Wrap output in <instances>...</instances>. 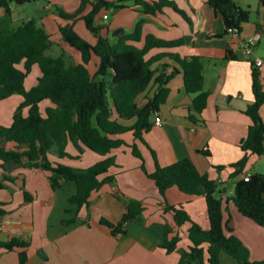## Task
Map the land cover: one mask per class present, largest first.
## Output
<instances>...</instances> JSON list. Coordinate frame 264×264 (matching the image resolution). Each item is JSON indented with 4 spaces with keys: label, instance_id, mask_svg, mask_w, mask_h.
Wrapping results in <instances>:
<instances>
[{
    "label": "trees",
    "instance_id": "trees-1",
    "mask_svg": "<svg viewBox=\"0 0 264 264\" xmlns=\"http://www.w3.org/2000/svg\"><path fill=\"white\" fill-rule=\"evenodd\" d=\"M36 0H0V8L5 14L10 13L12 5H21ZM141 6L146 14L162 12L166 7L172 8L185 19L186 13L177 7L172 0H132ZM214 11L218 12L225 25V33L232 30L239 32L241 25L248 21L250 10L239 6L235 0H207ZM126 0H81V4L72 13L59 10L65 19H81L87 29L96 37L91 44L82 37L72 24L59 26L63 40L79 51L80 63H68L62 54L51 56L46 53L51 45L49 34L34 19L22 22L15 28L0 27V101L13 94L22 97L12 114L10 125L0 124V165L8 171L14 165H26L29 168H40L49 172L48 180L52 190L62 187L64 181L75 185V192L68 202L77 208L90 205V194L104 184H112L114 175L109 174L115 157L110 155L86 168H75L60 161H54L49 153L52 149L58 159L69 156L66 145L70 142L80 153L84 148L103 155L113 149L127 146L134 157L143 161L136 140L142 141V135L151 127V116L156 114L169 94L168 81L177 70L166 74V64L153 68L152 65L167 57L173 60L182 70L183 87L192 95L195 114L200 115L207 105L209 92L203 90V64L199 56H181L177 52L160 51L146 57L151 49H168L179 46L182 39H163L153 34L143 38L142 47L128 41L142 39L144 18L138 20L130 32L116 30L111 41L99 32L101 24L96 16L101 10L125 6ZM87 3L91 10L80 15ZM264 6V0H259ZM95 55L98 58L97 69L91 74L86 64ZM235 56L227 53L226 59ZM33 65H37L40 75L36 84L29 89L24 81ZM252 101L244 109L250 123L246 135L239 141L242 157L231 164L233 168L229 178L235 180L230 199L237 210L264 227V171L253 172L248 180L243 178L250 154L264 153V121L260 109L264 105L263 78L255 61L250 62ZM149 86L152 87L150 89ZM148 90V91H147ZM146 102L137 106L136 97L144 93ZM42 102L45 103L43 109ZM113 115H116L113 117ZM193 119V118H192ZM133 120L132 124L123 121ZM131 132L133 142L128 144L124 135ZM7 143L12 144L8 147ZM208 155V151H204ZM79 156V154L77 155ZM141 169L157 188L163 209L172 214L177 227L188 224L187 237L191 242L188 249H177L179 233L172 234L173 228L162 225V242L160 246L170 253L179 251L177 264H221L220 253L223 252L239 264H264L262 260H251L247 246L232 232L230 218H223V199L218 181L211 179L207 173L200 172L188 157L160 166L148 172L143 163ZM223 169L224 166H217ZM3 180H13L6 173ZM176 186L181 192L205 198L209 226L203 228L194 222L183 205L168 204L165 192ZM3 183L0 182V188ZM25 201L30 198L26 197ZM144 209L143 202L137 199L125 201V210L117 222L105 217L99 223L109 229L114 236L126 233L129 223L139 219ZM2 211L0 210V213ZM69 212V209H65ZM76 221V216L63 219V224ZM28 242L12 237L0 241V249L10 251L19 249V263L27 260Z\"/></svg>",
    "mask_w": 264,
    "mask_h": 264
},
{
    "label": "crops",
    "instance_id": "crops-1",
    "mask_svg": "<svg viewBox=\"0 0 264 264\" xmlns=\"http://www.w3.org/2000/svg\"><path fill=\"white\" fill-rule=\"evenodd\" d=\"M146 1L151 3L156 0ZM172 1L186 13L188 19L170 7L164 8L162 12L146 14L140 5L131 2L125 3L123 7H112V16L107 11L105 20H102L105 10H101L96 16V22L101 24L99 33L114 41V31L130 32L138 20L144 18L142 39L128 43L142 47L143 38L147 34L163 39H182L181 45L168 49H151L146 57L163 50L177 52L181 56H199L203 64V90L210 93L206 107L200 115L195 114L192 95L187 94L183 87L181 68L165 57L152 67L166 64V74L173 72V69L177 72L175 71L168 81L167 100L158 112L151 116L150 129L143 133L142 141H135L143 161L134 157L127 146H120L109 154L100 156L98 160L110 155L115 157L116 164L109 170V174L115 178L112 184H104L91 192L88 207L77 208L68 202L69 196L75 192V185L71 181H64L62 187L57 190L51 189L49 180L48 183L22 182L20 192L12 187L14 178L11 181L3 180L6 183H3L2 189L11 190V200L0 201V215L18 219L19 223L0 231V241H7L12 237L26 240L27 260L23 264H177L179 251L167 253L160 246L162 225L171 226L172 234L178 232L179 228L181 231L183 229L177 228L172 214L163 209L154 182L146 176L140 166L143 163L146 170L151 172L155 164L165 166L184 157L191 159L200 172L207 173L211 179L218 181L221 184L219 188L226 189L222 193L224 220L230 218L232 232L247 246L251 260L264 259V227L242 215L228 199L235 180L242 176L229 178L233 171L229 166L243 155L238 143L246 135L250 123L249 117L243 111L253 99L250 78L252 60L259 66L264 89V6L259 4V0H235L239 6L250 10V16L248 21L241 25L239 32L233 34L225 33L221 15L213 10L207 0ZM80 4L81 0H36L12 5L9 14H5L0 8V27L12 29L24 21L34 19L49 34L51 45L47 50L58 46V55L62 54L68 63H80L79 51L63 40L59 31V26L72 24L82 37L91 44L95 43L96 37L87 29L83 20L73 21L59 15V10L72 13ZM91 7V3H87L79 16L88 13ZM248 37H253L255 44L246 54L241 48V42ZM228 52L235 58L226 59ZM97 63L98 58L92 55L86 64L91 74L96 71ZM146 93H140L136 97L137 106L140 107L146 102ZM20 98L21 102L22 97ZM156 115L162 119L160 125L154 122ZM260 115L264 121V105L260 109ZM132 122L133 120L123 121L126 124ZM123 137L128 144L134 141L131 132ZM7 146L12 144L7 143ZM73 148L76 149L74 146ZM84 151L82 149L81 152ZM204 151H208V155ZM68 154L71 158H80L82 155ZM63 159L65 157L58 160L65 163ZM217 166L224 168L218 169ZM0 168L2 169L1 165ZM2 171L8 172L3 169ZM263 171L264 153L250 154L243 172L251 174ZM25 192L26 197L30 198L28 202L31 211L28 213L24 210V202L27 203L24 200ZM40 192L44 195L43 204L35 208L34 203L38 201ZM165 198L168 204L183 205L191 219L203 228L209 226L203 196L188 195L172 186L166 190ZM121 199L124 204L120 202ZM129 199L143 202L144 209L141 214L149 217L150 221L153 214L162 217L159 221L161 226L153 229L150 223L137 225L134 222L128 224L125 234L112 235L108 228L99 223V219L105 217L111 222H117L125 210V201ZM95 208L98 209V215L92 214ZM65 209H69V212H65ZM89 209L91 211L88 214ZM73 216H76L75 222L62 223L63 219ZM187 227L188 224L186 231ZM190 245L188 239L186 246L180 247L177 244V249H188ZM18 251L17 248L10 251L0 249V264H20ZM220 262L239 264L223 252L220 253Z\"/></svg>",
    "mask_w": 264,
    "mask_h": 264
},
{
    "label": "rangeland",
    "instance_id": "rangeland-1",
    "mask_svg": "<svg viewBox=\"0 0 264 264\" xmlns=\"http://www.w3.org/2000/svg\"><path fill=\"white\" fill-rule=\"evenodd\" d=\"M126 1H127L126 3L133 2L132 0H126ZM113 11L114 10L109 8L108 13L110 14V16H112ZM59 52H60V47H58V46H55V47H53V49H49L46 51L47 54H51V55H58ZM39 74H40V72H39L38 66L37 65L32 66L29 74L27 75V77L25 79V82H24L25 85L24 86L26 88H30L34 83H36V77ZM20 100H21L20 95L14 94L12 97H9L6 100L0 101V124L1 125H4V126L10 125L11 120H12L13 111L15 110V108L20 103ZM44 105H45V103L42 102V104L40 105L42 109H43ZM113 117H114V115H113ZM83 149L85 150L84 152L78 153V151L76 149H74L70 143H68L66 145V148H65L67 153L74 154L76 156H77V154H79V156H80L82 153V155L80 156V158H71V156H67L62 161H64L65 164H68L72 167L80 166V167L86 168V167L92 165L93 163L99 161L98 160L99 157L103 155L100 153L90 151L89 149H86V148H83ZM49 156L51 159H55L57 161H60V160H58L57 153L55 152L54 149H52L50 151ZM14 166H15L14 168H16V169L13 168V169L9 170L8 172H5V173L8 176L14 178L13 182H15V183H14V185H12V187L15 190H18L21 192L22 182H29V181H33V182L38 181L39 182L40 181V182L48 183V172L47 171L40 169V168H29L26 165H14ZM3 174H4V172L0 168V182L6 183L2 179ZM68 182H70V181H68ZM42 194L43 193L40 192V195L38 196V199H37L38 201L34 203L35 208L40 207L43 204L42 200L44 198V195H42ZM6 199L11 200V190H6V189L0 188V201H5ZM121 201L124 204V201L122 199L120 200V202ZM24 203L23 204L25 205V208H24L25 212L26 213L30 212L31 211L30 210V206H31L30 203L28 201H27V203L26 202H24ZM7 206H8V204L5 205V207H7ZM84 207H86V206H84ZM90 211H91V209H89L87 211V213L89 214ZM97 213H98V209L97 208L93 209L92 214L96 215ZM144 216L141 214L138 221L136 220V221H133L129 224H132L135 222L137 225H139V224L140 225L141 224L146 225L147 223H150L151 226L153 227V229H155L156 226H161L159 224L160 223L159 221L162 220V217H158V215L153 214L151 217L152 221H150L149 217H147L146 215H144ZM136 224L134 225L135 227L137 226ZM186 226H187V224H183L182 226H180L183 230L181 231L179 228V231H178V233H179L178 246H180V247L186 246V244L188 243V239L185 236Z\"/></svg>",
    "mask_w": 264,
    "mask_h": 264
},
{
    "label": "built area",
    "instance_id": "built-area-1",
    "mask_svg": "<svg viewBox=\"0 0 264 264\" xmlns=\"http://www.w3.org/2000/svg\"><path fill=\"white\" fill-rule=\"evenodd\" d=\"M107 16H108L107 12H104L102 14V20H105ZM230 33L237 34V32L234 30H232ZM254 44H255L254 38L248 37L247 39L241 42V48L243 49L244 53L248 54ZM154 122L155 124L160 125L162 123V119L158 115H156ZM249 176H250L249 173H244L243 174L244 180H248ZM18 223H19L18 219L12 218L10 216L0 215V231L8 229L11 225Z\"/></svg>",
    "mask_w": 264,
    "mask_h": 264
}]
</instances>
